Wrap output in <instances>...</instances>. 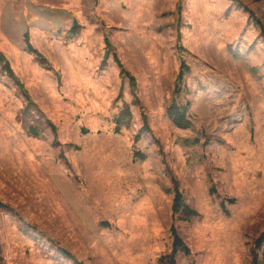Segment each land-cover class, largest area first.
Wrapping results in <instances>:
<instances>
[{"label":"rangeland","instance_id":"rangeland-1","mask_svg":"<svg viewBox=\"0 0 264 264\" xmlns=\"http://www.w3.org/2000/svg\"><path fill=\"white\" fill-rule=\"evenodd\" d=\"M0 52V264H170L172 227L176 264H253L264 0H0Z\"/></svg>","mask_w":264,"mask_h":264},{"label":"trees","instance_id":"trees-1","mask_svg":"<svg viewBox=\"0 0 264 264\" xmlns=\"http://www.w3.org/2000/svg\"><path fill=\"white\" fill-rule=\"evenodd\" d=\"M79 25L75 22L74 25L71 28V32L72 34H75L78 30ZM25 39H26V45H27V49L30 53H33L37 56L38 60L40 61L41 64L47 65L48 61L47 59L33 46V44L30 41V35L27 32L25 34ZM108 46H111V43L108 40ZM6 61L5 57L2 55V53L0 52V62L2 61ZM115 60L117 61L118 65L121 68V75H127L128 77L131 78L132 83H134L135 79L133 76H130L128 74V72L126 71L123 63L121 62V60L119 59V57H115ZM5 68L8 69V71L12 73V69L10 68L9 63L7 62L5 64ZM183 68H188L186 65H182V70L179 73V80H181L183 78ZM176 92L179 93L180 92V87L176 88ZM27 97L30 99L29 95L27 94ZM190 105H179V103H177L176 101H173L169 107H168V115L169 117L172 119V121L174 122V124L179 127V128H188L191 126V120L188 117V108ZM132 120V112L131 109L129 108V106H125V108H123L122 112L119 114V116H117L116 118V131L119 132L122 125H130V122ZM52 125V124H51ZM52 128L55 130L54 125H52ZM143 128H148V125H145ZM144 129H142L143 131ZM29 131L35 135L38 136L39 132L37 127L34 126H30ZM193 143H198L197 140L193 141ZM138 156V154L136 155ZM145 156H141V159H144ZM211 192H215V189L212 188ZM221 206L223 207L225 213H228V209L227 206L225 204V201H223L221 203ZM172 210L175 214H180L181 218L184 220H191L192 218L198 216V212L192 208L185 200V197L183 195V193L179 190L176 189L175 191V196H174V200H173V205H172ZM172 234L174 236V244H173V252L171 254V262L170 264H176L174 256L177 252L181 251L184 252L185 254H189L190 253V248L184 243V241L182 240V238L177 234V231L174 227H172ZM261 255L259 254V251ZM63 254L66 256H71L70 252H68L67 250H62ZM253 264H264V231L258 236V238L255 240L254 243V250H253ZM78 264H82V263H78Z\"/></svg>","mask_w":264,"mask_h":264}]
</instances>
